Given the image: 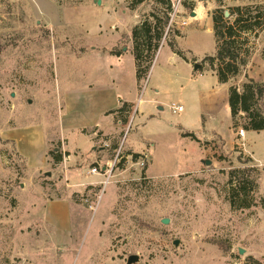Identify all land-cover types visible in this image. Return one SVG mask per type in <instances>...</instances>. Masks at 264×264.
<instances>
[{
    "label": "rangeland",
    "instance_id": "rangeland-1",
    "mask_svg": "<svg viewBox=\"0 0 264 264\" xmlns=\"http://www.w3.org/2000/svg\"><path fill=\"white\" fill-rule=\"evenodd\" d=\"M40 1L0 0V264H128L130 256H137L132 264H264V131H246V121L238 114L235 125L232 122L225 131L227 146L217 138L202 142L200 147L210 149L203 158L209 164L198 162L200 148L182 138L176 127L184 118L193 121L194 109L203 98H193V84L181 67L167 70L177 78L172 84L183 94L164 96V111L153 110L156 119L142 130L132 122L125 139L128 124L119 127L113 139L105 141L97 134L86 149L85 137L77 132L85 124L83 113L70 114L76 127L73 133L55 128L59 97L65 100L64 92L59 94L65 75L75 90L91 79L90 73L107 78L103 61L87 56L80 60L81 52L113 43L131 22L122 10L140 7V23L146 17L149 20L151 13L163 20L165 7L156 0L138 5L132 4L134 0H51L63 12L62 22L55 21L52 29L50 21L38 14ZM169 1L176 15L165 36L168 16L160 46L176 45L180 39L179 47L189 51L188 58H197L195 72H210L204 58L215 54L214 10L264 6V0ZM113 9L116 14L108 16ZM95 24L101 29L88 30ZM122 33L128 34V30ZM249 42L251 58L226 84L227 91L239 87L245 77L264 83V32L252 35ZM88 58H92V68L86 65ZM131 78L135 81L134 73L131 77L127 72L125 87L131 85ZM144 81L139 83V91L145 89ZM104 93L107 102L116 104V97L108 90ZM172 105L182 106L184 111L174 114ZM125 116L127 123L136 114L129 111ZM32 125L41 127L48 138L59 135L66 139L73 157L68 158L60 142L46 150L48 164L43 168L36 169L43 163L41 154L34 153L30 165L26 163L8 135L28 144L29 137L22 132ZM106 125L101 123L102 128ZM239 130L244 131L243 139L237 136ZM146 135L152 139L151 143L143 141L150 155L144 167H137L140 154L129 142ZM122 142L123 159L109 182L93 181L90 170L112 163ZM59 156L61 161L54 163ZM251 167L259 171L254 175L256 190L247 197L251 205L232 208L228 172ZM242 199L240 196L236 203ZM56 201L62 202L48 208ZM163 219L168 223L163 224Z\"/></svg>",
    "mask_w": 264,
    "mask_h": 264
},
{
    "label": "crops",
    "instance_id": "crops-1",
    "mask_svg": "<svg viewBox=\"0 0 264 264\" xmlns=\"http://www.w3.org/2000/svg\"><path fill=\"white\" fill-rule=\"evenodd\" d=\"M39 4V16L44 20L47 19L50 21L52 29L55 21L62 22L61 13L63 12H61L59 6H57L53 1L42 0ZM112 11L113 12L106 14L108 16L109 14H116L115 9ZM121 13L129 15L131 22L125 29L121 30V33H118L115 37L113 36V43L111 45L98 47L99 49L95 46H91L89 49L81 52L80 57L78 58L82 59L86 56L93 57L94 60L95 58H100L107 69V78H101V75L96 78L93 73H90L91 79L88 77V80L83 83L82 88L75 90V87H71L68 84L70 79L69 76L65 75V90L63 89V91H60L59 89V94L60 92H64L65 100H63L62 97H59L58 107L56 109L57 116L55 119V128L62 133L67 131L73 133V129H76V127H73L70 122V114L83 113L85 124L83 128L78 129L77 132L85 137L84 146L87 149L93 140L96 141L97 134H100V136L105 138L106 141L114 138V135L117 133L119 127H124L126 122H121V119L116 111L119 110L123 104H127L131 107L129 110L136 114L133 119L134 127L137 130L144 129L149 123L152 124L156 119L153 110L160 112L164 111V105H166V103L162 100L164 96L169 94L181 96V94H183L182 91L177 88V84H172V82L177 81V78L168 74L167 70L169 66H178L185 71L187 81L190 84H193V90L191 92V94L193 93V98L197 97L200 101V97H202L203 102L200 101V106L195 107L196 109H194L195 116L193 121H189L184 118L178 122V126L176 128L178 129V134L180 136L184 133L193 134L195 136V138L199 141V143H195L201 150L198 162L207 161L203 160V158L206 157L210 149L200 147L202 142H211L217 138L222 140L225 143V146L228 144V138L225 131L231 126L232 121L227 103L226 84H219L212 71L207 72L204 70L202 72H195L193 65L195 62L194 59L197 58H188L187 52L189 51L185 52L179 47V39L176 45L183 53L185 59H182L174 54L166 43L161 45L144 81L145 83L147 82V85L145 89L143 86V92L142 90L139 91V84L136 80L135 62L132 55V41L130 34L132 28L139 24V17L143 14V12L141 13V8L139 7L133 10H122ZM112 26H115V23H112ZM90 29L95 32L100 30L101 26L95 24L88 28V30ZM126 30H128V34H123L122 32H125ZM115 31H118L117 27H115ZM195 31V29L189 31V34L191 35L190 37L194 36L193 32ZM123 38H125V44L122 46ZM118 47H120L121 50L115 49ZM88 60L89 64L86 65L89 68H92V58H88ZM127 72L131 74V77L133 73L135 76V81L131 78V85L129 87H125V77ZM104 90H108L112 96L117 98L116 104H112L111 101L107 102V95L105 96ZM141 93H143V96ZM82 97H84V99H82ZM184 97H187V93L184 94ZM219 100L221 101L220 107ZM108 104L112 105L107 106ZM183 111L184 109H182V112ZM104 122H106L107 125L105 128H102L101 123ZM32 126L24 129V132H22L23 135L29 137L28 144H26L21 138H17L16 136L15 138H11V135H8V140L15 145L17 153L26 163L30 161L29 159L34 153L37 155L41 154L43 163L40 168L36 169L43 168L48 164L45 163L46 150H48V147L60 142L63 143L65 148L64 151H67L68 158L71 159V157H73L72 152H74V150L69 151L66 139H62L59 135L53 137L54 139L48 138L46 137L47 134L44 133L41 127ZM9 133L12 132L9 131ZM37 133H40V135H36ZM149 137L150 136L146 135L145 139L140 137L129 142L130 145L136 146L134 151L136 154H142L145 150L144 154L149 157V149L143 143V141L151 143L152 139H149ZM36 139L37 141L40 139L38 143L36 142ZM38 147H41V149L37 150ZM92 148L93 147H91V149ZM74 149L79 150L78 147H75ZM69 153L71 154L69 155ZM28 164L30 165V163ZM92 180L100 182L103 180V177L95 175ZM58 202L62 201H56L54 203L50 202V207L48 208H51ZM66 222L68 223V226H71L68 215Z\"/></svg>",
    "mask_w": 264,
    "mask_h": 264
},
{
    "label": "trees",
    "instance_id": "trees-1",
    "mask_svg": "<svg viewBox=\"0 0 264 264\" xmlns=\"http://www.w3.org/2000/svg\"><path fill=\"white\" fill-rule=\"evenodd\" d=\"M143 1L134 0L132 4L138 5ZM156 2L165 7L164 19L161 20L151 13L148 16L151 21L146 17L131 30L132 55L138 84L145 80L149 73L160 48V41L164 34L168 16L172 11L169 0H156ZM168 12L169 14H167ZM228 12L229 16L227 18L221 9H216L211 13L215 54L204 58V62L209 65L210 71L215 74L219 84H227L241 73L251 58L250 37L252 35L256 37L258 33L264 32V6L234 7L228 9ZM167 45L174 54L185 59L177 45L172 43ZM261 58L264 63V50ZM227 103L233 125H235L236 116L240 114L246 121V131H264V83L245 77L239 87L231 86L228 88ZM129 109V105L123 104L116 111L122 123L126 122L125 115L129 113ZM181 136L199 143L193 134L184 133ZM60 161L61 156L54 159V163ZM262 171H264V167ZM258 172L253 167L232 169L228 172L227 184L230 186L229 202L232 208L244 209L250 207L251 203L247 201V197L256 190L254 175ZM240 196L243 199L238 205L236 201H239ZM253 264L259 263L253 261Z\"/></svg>",
    "mask_w": 264,
    "mask_h": 264
},
{
    "label": "built area",
    "instance_id": "built-area-1",
    "mask_svg": "<svg viewBox=\"0 0 264 264\" xmlns=\"http://www.w3.org/2000/svg\"><path fill=\"white\" fill-rule=\"evenodd\" d=\"M173 12L171 11V14L169 15L170 16V21H169V25L165 31V36L167 35V32H168V29H169V26L171 25V22H172V18L175 17V10H174V6H173ZM182 107L181 106H175V105H172L171 106V110L172 112L175 114V113H180L182 112ZM134 115V114H133ZM129 122V123H128ZM133 122V116L130 120L127 121L126 124H128L127 128H126V131H125V134H124V139H125V136L128 132V129L130 127V124H132ZM126 124L124 125V127L126 126ZM244 131L243 130H239L238 131V134L237 136L241 139L244 138ZM123 139V140H124ZM123 146V142L119 145L118 149L115 151V155H114V158H113V161L112 163L106 165L105 167H102V168H97V167H93L91 170H90V173L93 174V175H98V176H101L103 177V181H102V185H106L109 180L111 179L112 177V173L115 169V167H117V165L120 163V161L123 159V153L121 151V148ZM148 160V157L146 154L142 153L139 155L138 157V160L135 162V165L137 167H144L145 165V162H147Z\"/></svg>",
    "mask_w": 264,
    "mask_h": 264
},
{
    "label": "water",
    "instance_id": "water-1",
    "mask_svg": "<svg viewBox=\"0 0 264 264\" xmlns=\"http://www.w3.org/2000/svg\"><path fill=\"white\" fill-rule=\"evenodd\" d=\"M98 4H99V1H98ZM193 16H194V14H193ZM224 16L227 18V17L229 16L228 12H224ZM198 68H199V65H197V64L193 65V69H194V71H197ZM206 164H209V161H206ZM162 223H163V224H167V223H168V220L163 219V220H162ZM174 244L176 245L177 242H175ZM136 261H137V256H130V257L128 258V264L135 263Z\"/></svg>",
    "mask_w": 264,
    "mask_h": 264
}]
</instances>
